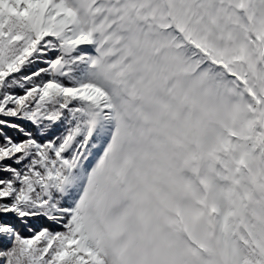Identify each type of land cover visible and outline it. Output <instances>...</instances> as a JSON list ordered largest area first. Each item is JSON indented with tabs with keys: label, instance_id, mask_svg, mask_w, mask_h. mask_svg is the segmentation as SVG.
<instances>
[{
	"label": "snow or ice",
	"instance_id": "6c2138e0",
	"mask_svg": "<svg viewBox=\"0 0 264 264\" xmlns=\"http://www.w3.org/2000/svg\"><path fill=\"white\" fill-rule=\"evenodd\" d=\"M0 264H264V0H0Z\"/></svg>",
	"mask_w": 264,
	"mask_h": 264
}]
</instances>
